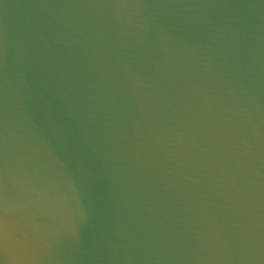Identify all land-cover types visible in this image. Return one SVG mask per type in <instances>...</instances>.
Listing matches in <instances>:
<instances>
[{
    "label": "water",
    "instance_id": "obj_1",
    "mask_svg": "<svg viewBox=\"0 0 264 264\" xmlns=\"http://www.w3.org/2000/svg\"><path fill=\"white\" fill-rule=\"evenodd\" d=\"M0 264H264V0H0Z\"/></svg>",
    "mask_w": 264,
    "mask_h": 264
}]
</instances>
